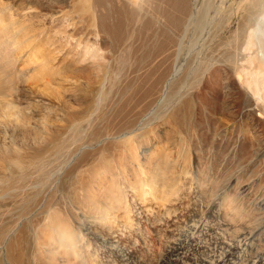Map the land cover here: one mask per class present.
<instances>
[{
  "label": "bare ground",
  "instance_id": "6f19581e",
  "mask_svg": "<svg viewBox=\"0 0 264 264\" xmlns=\"http://www.w3.org/2000/svg\"><path fill=\"white\" fill-rule=\"evenodd\" d=\"M144 1L145 0H31L29 4L22 8L13 9L8 1L0 0V129L6 130L8 126H12V129L25 132L29 124L27 113L18 107L19 105L14 103L15 99L13 100L18 82L31 81L38 78L47 84V78L55 74L57 76L59 73L61 74L62 71L64 72V70L70 69L72 66L82 65H86L87 68L95 71L96 76L99 74L97 81H93L96 80L94 76V79H91L94 83L96 82L95 85L98 84V86L96 85L97 88L94 97L91 99V106L94 104V109L92 108L94 110L93 113H91L92 110H88L89 106L87 107L85 105L87 107L85 110H88L89 113H85L87 117L85 114V117H81L78 114L77 116L74 114V117L71 113L72 116H66L68 119L65 118V120H67H64L62 124L55 125L52 130L46 128L48 130V132H45L47 136L43 137V140L42 138H40L41 140L39 139V141L35 140L36 146L32 154L26 155L24 154L25 151L22 153V151L16 149L14 145L12 146L15 148L10 151V153L9 149L7 150V155H1V152L0 155L3 165L1 168L3 172H8V176L6 175V177L1 172L0 206L3 207V205H5L6 207L8 204V208L6 207V210L0 212L3 216H1L2 220L0 218V257H3H1L2 260L0 258V264H102V261L100 259L98 260V256L95 255V252H91L92 249L90 248V244L85 238L87 234H92L97 238L100 237L102 243L109 240L108 245L112 248L111 250L121 253V257L128 255L134 264H145L143 263L142 254L139 250L147 244H150V240H148V234H150V232L146 228H141L138 224L136 220V204L147 205L146 202L148 200H158L157 202L159 204H164L169 200L170 195L173 193L175 194L179 189V180L187 179L190 176L189 173L185 171L184 160L181 158L182 156H176L173 154L174 152L170 151V148H167L163 153V150L161 151L162 146H160L161 144L158 142L159 140H156L157 137L153 136L151 138L152 135H155L154 127L163 124L164 119L162 117L166 114L154 115L155 117L150 121L155 122L158 120L159 124L154 123L155 125L151 127L150 132H148L147 128V124L151 123L150 121H142L145 123L136 126L135 124H131V122L135 123V119H133L134 122L131 121L130 124L128 123L126 126L117 123V126H115L116 129L109 130L110 125H114V122L112 124L108 123V125H110L107 127V123L105 124L107 121L105 115L102 114L101 108L105 100L109 99L108 97L112 90H117L115 88L116 84L122 80L124 82L122 81L123 83L121 82L119 84L123 85V89H125L124 93L114 92L118 94V97L120 95V97L123 96V98L127 96L125 97L126 100H123V102L125 101L128 105L130 101L132 104H135V102L133 103L131 100L134 96L131 98L130 95L137 92L136 80H138V83H136L140 85V83H142L141 80H143V82L147 80V83H150L149 79L153 78L151 81L152 84H148L150 87H144L147 89L144 90L145 93L143 92L144 97H148L145 105L149 106L152 104L154 105V102L157 103L163 100L167 91L174 83L179 81L178 83H182L179 87L183 88L186 81L182 80L181 77V80H179L180 78L178 76L180 68L182 67L179 66L181 62H183L179 60L178 54L181 48H185L184 43L183 47H181V43L183 42V40L181 41V37L184 36L185 32L187 33L188 30L191 29H197V32L199 31L198 29H200L202 36L198 35L201 36V38L204 37V24L202 19H197L196 16L199 13L202 14L203 11L207 13L209 9L215 10L214 13L218 14L217 18H215V20L217 19V26H220L222 31L223 29L226 31V27L223 25L224 22L222 24L223 15L226 13L225 11H233L231 6L234 3L232 4V1L227 2V0H207L208 3L202 6L200 0H162L165 3V8L160 13L159 18H163V21H160L159 18V20L156 19V31L153 32L154 28L152 27V32L147 33L145 31V26L147 25V15L149 11L144 9ZM149 1L150 0H147V2ZM147 2H145L146 5ZM31 4H34V6H30ZM40 8L49 11L48 14L43 15V20L47 18L50 26H48L46 30H43V33L41 29V31L39 30L35 35L32 34V23H34L33 20L39 16L38 9L40 10ZM244 10L245 13L239 18L235 31H228L230 34L228 33L227 37L224 35L226 39L225 42L223 41L222 43L226 45V48H224L225 50L221 53L222 62L227 70L236 76V80L240 83L239 85H241L251 98L250 102H252L253 107H259L257 110L259 113L258 116H263L264 0H248ZM133 13L136 14L137 17L132 19L130 15ZM112 14L116 15V20L113 19ZM209 14H207V16ZM207 16L205 17L207 18ZM208 17L212 18V20L214 19V16L211 17L210 15ZM128 18H131L130 21L138 23V28H126L128 24L125 26V23L129 22V20H127ZM155 18L157 17L155 16ZM230 18H233V15L229 17V19ZM148 19L150 18L148 17ZM236 20L237 19H235V21ZM152 23L150 25H152ZM226 23L229 22L226 21ZM206 24L209 25L208 23ZM193 32L197 34L196 30ZM182 33L184 34L181 36ZM190 35L192 36V34ZM158 36L162 39L156 38ZM185 36L188 38L186 34ZM199 36L198 38H200ZM149 37L154 39V43L151 42L153 44H151L152 51H148V55H144L143 53H146L144 51L141 54L144 56H138L139 60L136 58L137 55L134 56L136 53L132 56L136 58L133 62L132 57L131 60L128 58L125 59V56L127 57L128 54L126 55L124 53L130 52L131 54L135 49L136 39L140 40L139 38H143L144 41L142 43L145 46L148 42L147 40V42H145V39ZM188 39L185 42L186 44H190V42L187 43ZM190 39L193 38L191 37ZM102 40L108 43V50L106 49V52H109L108 56H105V49L98 45ZM148 40L150 41V39ZM192 41L193 40H191V43ZM195 44L193 41L194 46L198 47V44L201 45L200 42H197V45ZM202 44L204 45L205 42ZM191 45L192 44L188 45L190 49L193 48ZM188 46L186 48H188ZM208 46L210 47V44ZM204 47L202 48L203 50H205ZM221 47L224 46L221 44ZM28 49L29 51H27ZM142 50H144V48ZM207 51H205V53ZM140 53L138 54L140 55ZM50 54L55 56L52 57ZM123 54L125 56H123ZM57 56H59V59H62V61L56 62ZM123 58L125 60H123ZM167 62L170 63L168 65L169 68H164ZM200 62L201 60L199 57L194 59L193 66L191 64V67L190 65L187 66V68L190 67L187 69L188 71L186 70L187 74L192 75L199 67ZM17 64H19L22 69H18V66L16 67ZM202 64L207 65L206 61H203ZM201 68L199 69L201 70ZM157 70L158 72L156 73ZM74 72L76 73V71ZM74 72L72 73L76 76ZM72 73H70V75H73ZM84 73L82 70V74ZM187 74L185 76H187ZM81 78L82 77L78 78V81H80ZM78 81H76V83ZM143 85L145 84H142V86ZM120 87L122 89V86ZM172 87L170 88L171 92ZM135 89L136 92H134ZM91 90H94V88ZM151 90H154L153 93L150 92ZM139 91L142 90L140 88L138 89V95L142 93ZM147 91L150 92L149 95ZM18 92L19 91H17L16 94H18ZM114 98L112 99L114 100ZM143 99H140V102H142ZM136 100L138 101L137 98L135 101ZM177 100L180 99L177 97ZM108 101L111 102V100ZM117 101L120 100L117 99ZM121 101L119 103L123 105L124 103ZM138 103L139 102L136 104ZM136 104L134 106H137L135 108L138 109L139 105ZM114 105L116 104L114 103ZM140 105H142V103ZM116 106L118 107V104ZM153 108L155 107L153 106ZM124 109H122V114L127 112L129 107L127 111ZM99 110L101 112H99ZM123 110L125 112H123ZM134 112L135 111H133V113ZM144 112L147 113V110ZM149 112L152 113L150 110L148 113ZM83 113L84 112H82V114ZM129 113L126 118H129ZM123 115L125 116V114ZM102 116L105 118L104 124L108 130H106L105 133L93 135V133H96L93 132V130H100V128L97 130L94 126L96 123L99 124L98 126L100 127L101 119H103ZM98 120H100V123H98ZM124 120L125 119H123V121ZM149 126L151 125L149 124ZM93 127L96 130L93 129ZM104 128L105 126L102 128L103 131ZM18 134L17 132V135ZM28 138L29 137H27V139ZM107 140L110 141V145L113 144V147H117L116 150L113 151L114 153L108 154L109 156L104 154L101 155L97 152L93 153V151L91 155V151L87 150L90 148H88V145L92 144V146L94 145L96 147L100 145L99 149L96 148V150L98 149L100 151L101 145L108 143L106 142ZM40 141H42V144L39 146L37 142ZM166 142L164 145L170 141ZM29 147L31 148V146ZM31 149H29V151ZM93 154L97 155V168H95L94 164V169L90 170L87 174L85 173L86 175L83 174V171H87H82L83 166L78 170L80 174L73 173V175L70 174V170L68 171V168H66L61 175H65L67 170V176H59V172L70 163H74L76 167L81 166L80 163H86V161L90 163L88 161L93 157ZM92 160L93 158L90 161ZM55 175L58 176H56L55 179L59 177L61 179L63 178V183L60 188L58 186L51 190L50 183L54 181L53 178ZM207 189L208 188H206V190ZM129 192H132L133 197L129 195ZM217 204L219 205V203ZM233 204L234 203H228L222 207L225 218L231 216L232 213V216H234L237 209L239 210V204V208H236ZM12 209H14V211H12ZM16 209L15 217L12 215V212H15ZM0 210H2V208H0ZM147 212L152 213V210L148 208ZM13 218L15 219L14 223ZM202 220L203 219L198 221L191 220L190 222H186V225H183V227L176 225L172 228L173 230H171V233H169V238L165 240L166 244L178 241L176 239L178 238L177 234L179 236L182 233L186 234L188 232L186 234L188 238L190 234L196 233L195 231L198 227L204 223ZM186 226H188V229H185ZM254 231L253 228V232ZM119 232L125 233L124 236L122 233L120 234L124 239L117 238ZM135 234L139 235L142 239L140 244L141 247L137 246ZM250 234L247 246H249L252 251L253 245L257 242V238L260 234ZM232 235L238 236V234ZM179 250L180 248L175 244L174 246L172 245L169 253H175L174 255L177 256L179 255ZM28 252L31 254L28 255ZM24 257L29 259L31 257V260L29 261L28 259L25 261ZM255 258L256 256L254 255L252 259L249 258L250 260H244L239 264H255Z\"/></svg>",
  "mask_w": 264,
  "mask_h": 264
},
{
  "label": "rangeland",
  "instance_id": "374dc122",
  "mask_svg": "<svg viewBox=\"0 0 264 264\" xmlns=\"http://www.w3.org/2000/svg\"><path fill=\"white\" fill-rule=\"evenodd\" d=\"M6 1H8L11 4L13 9H17V8L20 9L23 6L29 4V2H31V0H6ZM228 1L229 2L232 1V4L233 3L234 4L231 6L233 11L228 10V12L225 11L227 14L222 13L224 14L222 24L224 22L223 25L226 27L225 29L226 31H224V29L222 31V28H220V26H217V19L215 20V18H217L218 14L214 13L215 10L209 9L207 13L203 11L202 14L199 13L196 16L197 19L201 18L204 24V28H205V32H203L204 37L201 38L202 33L200 29H198L199 30L198 32H197V29H195L197 34L193 32L195 31L194 29L193 30L191 29L192 31L188 30L189 33L185 32V34L188 36L189 39L185 36L184 33L181 34V36L183 34L185 36V37L183 36L184 38L181 37V41L183 40V42L181 43V47H183V43H184L185 48L190 44L193 45V41H194V44L196 43L195 45H197V42L198 43L200 42L202 45L201 46L200 44H198V47L191 45V47L193 48L195 47L194 49L196 51L193 48L190 49V46H188L186 50L183 47L181 48V51L179 52L180 56L178 54L179 60L183 61L181 62V65L179 66V67L181 66L182 67L180 68V72L178 76L179 78L181 77L182 80L186 81L183 88L179 87L180 84L182 85V83H178L179 81L174 83L173 85H171V87L173 86L171 89L172 92L170 91V88H171L170 87L165 96L166 98L164 97L163 100H161L160 102H157L158 104L154 102V105L153 104L152 105L155 108H153L152 105L151 106L145 105L146 99L148 97L147 98L144 97V93H145L144 90L147 89L144 87H150L149 85L152 84L151 81L153 80V78L149 79L150 83L149 82L147 83V80L144 81L145 83L143 82V80H141L142 83H140L141 81L139 79L140 85L137 84L138 80H136L135 84L137 87V92H138V89L140 88L142 91H139V92H142V93H139L138 95L135 89L134 92L136 93H133L134 95L131 94L130 96L131 98L134 96V98L131 99L133 103L134 102L135 104L137 102H139L140 104L142 103V105H140L139 103L136 104V105H139L137 109L135 108L137 106H134L135 104H132L131 101L129 104L130 106L128 105V103H125V101L123 102V100H126L125 97L127 96H125L124 98L123 96L120 97L121 95L119 97L117 96L118 94L116 92L118 93L121 92L123 94L125 91V89H123V85L119 84L123 81L122 80L121 82L119 81V83L116 84V87L114 86L117 90H120V91L113 89L112 92L110 93V96L108 97L109 99L107 98L108 100H111V102H109L108 100H105L103 107L101 108L102 114L105 115V118L107 121L105 122V124L107 123L106 124L107 127L114 122V125L112 124L114 127L110 125L109 130L116 129L115 126H117V123L119 125L122 124L126 126L128 125V123L130 124L131 121L134 122L133 119H135V123L131 122V124H135L137 126V125H142L146 121H150L153 117H155L158 114H162V115L166 114L165 116L162 117L164 119L163 124L156 125V127H154L155 135H152L151 138L153 136L157 137L156 140L157 139L159 140L158 142L159 144H161L160 146H162L161 151L163 150L162 151L163 153L165 152L167 148H170V151L174 152L173 154H175L176 156H180V157L182 156L181 158L182 160H184L185 171L188 172L190 176L187 179L185 178L183 180H179L180 182V185L178 187L179 189L177 190L175 194L174 193L171 194L169 197V200L166 201L164 204H161V203L159 204L157 202L158 200L157 201L148 200L146 202L147 205L136 204V209H137L136 220L141 228H146L150 232V234H148V240H150V244H147L145 247L139 250V252L141 251V254H142L141 256L143 259V263L145 264H239L244 260L252 259L254 255L256 256L255 264H264V232H263L264 231V224H263L264 223V115L258 116L259 113L257 112V110L259 109V107L257 108L253 107L252 102H250L251 98L248 96L245 90L241 87V85H239L240 83L238 82V80H236V76L233 73H230L222 62L221 53H223V51L225 50L224 48H226V45L222 43L223 41L225 42V39H226L224 35L227 37L229 32L235 31L236 26H237L236 24L238 23L239 18H241L242 15L245 13L244 9L246 8L247 2H248V0H227V2ZM145 2H147V0L144 1V9L149 11L147 15L148 21H147V25L145 26V31L147 33H150L152 32L154 28L153 32H155L156 31L155 28H157L156 19L157 20L160 19L159 18L160 13L164 10L165 3L162 0H157V1L150 0L149 2H147V5H146ZM200 2L202 6L208 3L207 0H203V1L200 0ZM30 6H34V4H31ZM48 12L49 11L44 8H40V10L38 9V14L40 17L38 16L35 20H33L34 22L32 23L33 28L31 27L32 32H33L32 34L36 35L39 30L41 31V29L43 33V30H46L48 26H50L49 22L47 21V18L43 20V15L48 14ZM207 14H209L208 16L211 15V17L214 16V19L212 20V18L208 17ZM135 15L136 14L133 13L130 15V17H132L133 19L137 17V15L136 16ZM204 15L207 16V18ZM232 15H233V18L229 19V17H232ZM155 16L157 18H155ZM112 17L113 19L117 18L116 15H113V14H112ZM112 17H111V20H112ZM148 17L150 19H148ZM208 19L209 20L211 19V20L209 21ZM235 19L237 20L235 21ZM127 20H129V22L125 23V26L126 24H128L126 28L128 29L138 28L139 26L137 25L138 23L130 21L131 18H128ZM160 21H163V18H161ZM226 21L229 23H226ZM151 23L152 25H150ZM206 23H208L209 25H207ZM213 31L215 33L217 32L216 34L218 36ZM190 34H192V36ZM198 34L201 36H199ZM198 36L200 38H198ZM191 37L193 39H190ZM156 38L159 39L160 36ZM139 39L140 40L136 39L135 41L136 46L133 51L131 50L132 51L131 54L130 52L129 53L125 52L124 54L126 55L128 54L127 57L123 54V56H125V59L128 58L131 60L133 58L132 60L133 62L134 60H136V58L139 60L138 56L142 57L144 55H148L147 53L152 51L151 44L154 43L153 38L149 37L148 39H150V41L148 39H145V42L148 41L145 46L142 43L144 41L143 38H139ZM161 39L162 38H160V40ZM187 39H188L187 43L190 42V44L185 43ZM191 40H193L192 43H191ZM207 41L208 42L210 41V42L208 43ZM204 42L206 45L202 44ZM136 43L138 45L139 44L141 45L138 46ZM209 44H210V47L208 46ZM221 44L224 47H221ZM98 45L101 48L105 49V56H108L109 52H106V49L108 50V43L105 40H102L101 42H99ZM136 47H139V48H136ZM142 47L144 48V50H142L143 49ZM203 47L205 50L202 49ZM27 51H29V49ZM144 51L146 53H143ZM205 51L207 52L205 53ZM138 53H140V55ZM142 53L144 55H141ZM133 54L134 56L137 55L136 58L132 57ZM197 57H199V59L201 60L199 67L193 72L192 75L187 74V71H188L187 69L190 68L192 64H194V59H196ZM125 59L123 58V60ZM55 61L60 62L62 61V59H59V56H57ZM184 61L185 62L188 61V62L185 63ZM203 61H206L207 65H203L202 64ZM182 63H185V64H182ZM166 64L167 65L166 66L164 65V68L165 67L169 68L168 65L170 63L167 62ZM189 65L190 67L187 68V66ZM17 66H18V69L20 68L22 69V67L19 64H17L16 67ZM71 68L66 71L64 70V72L62 71V73L61 74L59 73L57 76L55 74L54 76L47 78L46 79V81L48 82L47 84L38 78L33 79L31 81L30 80L21 81L17 83L18 86L16 88V92L17 91L19 92L18 94H16V92L14 93L15 98L13 97V100L15 99L14 103H16V105H19L18 107H20L24 112L27 113L29 124L27 125V129L25 132L22 130H18V129H12L13 128L12 126H8L6 130L0 129L1 131L0 132V154L2 152L1 155L3 154L5 155L8 149L10 153V151H12L15 147L16 149H19V151L21 150L22 153L23 151H25L24 154L26 155L32 154L36 146L35 140L39 141L40 138H42L43 140V137L47 136V134L45 133L46 131L48 132L47 129L52 130V128H54L55 125L62 124L65 118L68 119V117L72 116V114L73 116L74 114L76 116L78 114L81 117L83 116L85 117V115L87 117V114L85 113H88V110H92V112L91 111L90 112L93 113L94 104L93 106H91L92 104L91 99L92 97H94L95 90L98 86V84H96L97 85L96 86L95 85L96 82L94 83L93 81L98 80L99 74H97L96 76V72L91 70L90 68H87L86 65L72 66ZM199 68H201V70ZM78 70L79 71L81 70V71L79 72ZM82 70H83V73L85 71L84 74H82ZM74 71H76V73ZM72 72H74L77 77ZM157 72L158 70L156 71V73ZM70 73H72L74 76L70 75ZM186 74L187 76H185ZM91 76L92 77L94 76L96 80L92 81L91 79H94V77L92 78ZM70 77L73 79H71ZM75 77L77 78V80ZM80 77L82 78L80 81H78V78ZM181 78L179 80H181ZM89 79H90V82H89ZM83 80L84 82L85 81L86 82L84 83ZM76 81L78 82L76 83ZM142 84H145L146 86L145 85L142 86ZM120 86H122V89ZM92 88H94V90H91ZM175 89L176 90L178 89V90L176 91ZM153 91L154 90H151L150 92L153 93ZM147 92L149 95L150 92L149 91ZM262 93H263L262 94V104L264 105V92ZM180 95H181V98H180ZM113 96L114 97L117 96L115 98L119 99L120 101L122 100L121 102L124 104L121 105V103H119L120 101H117V99H115ZM177 97L180 100H177ZM112 98H114V100ZM136 98L138 99V101L137 100L135 101ZM143 98L145 99V101ZM140 99H143L144 104H143V101L140 102L141 101ZM88 101H91V102H88ZM114 103L116 105L118 104V107L114 105ZM155 103L157 104V106ZM85 105L87 107L89 106L88 110H85L87 109ZM123 106L124 107L126 106L125 109ZM148 107L149 108L151 107V108L149 109ZM103 108H104V111H103ZM122 109L126 111L128 109L127 112L123 110V112H125L123 113L125 114V116L122 114ZM134 109H137L138 111ZM139 109L141 111L143 109L145 110L141 112ZM146 110H147V113L144 112ZM149 110L152 113L150 112L148 113ZM101 111L99 110V112ZM133 111L135 112L133 113ZM82 112L84 113L82 114ZM128 113L130 116H128L129 118H126ZM112 116H113V119H112ZM105 118L103 117L104 120L101 119V123H100V120H98L99 121L98 123H100V127L98 126L99 124L95 123L94 127L97 130H99V128L101 130L104 126L105 128H107L106 125L104 124ZM122 118L125 120L127 119L126 121L128 120L129 121L128 122H126L125 120L123 121ZM142 121H145V122H142ZM108 123L110 124L108 125ZM154 123L159 124L158 120L155 122L153 121L149 123L151 126L147 124L148 132H150L151 127L155 125ZM94 127L93 129H95ZM105 128H104V131L103 129L101 132L100 130L99 131L93 130V132H96V133H93V132L92 133L93 135L105 133V131L108 130V128L107 129ZM17 132L19 133L18 135H17ZM27 137H29L30 140L29 138L27 139ZM166 141L167 142L170 141V142L167 143ZM106 142L108 143H105V145L103 144L101 145L102 147L100 148V151L98 150L100 145L96 147L94 145L92 146V144H89L90 146L88 145V148L89 147L90 148L87 150L91 151L90 152L91 155L93 151V153L97 152L98 154H101V155L104 154L106 156H109L108 154L114 153L113 151L116 150L117 147H113V144L110 145L109 140H107ZM165 142L167 143L166 145H164ZM37 143L40 146L42 144V141L37 142ZM12 145H14L15 147ZM29 146H31V148H34V149H31ZM96 148H98L97 149L98 151L96 150ZM29 149H31L32 151L31 150L29 151ZM1 155H0V176L2 175V173L5 176L6 175L8 176V172L4 171L5 172L4 173L1 168L3 166ZM92 158H93L92 160L93 162L90 161ZM92 158L88 161L90 163L92 162L91 164L87 163L86 161V163H80L81 166L79 167H76L74 163H70L69 165H67V167L65 166L64 169L59 172V176H65L67 174V170L68 171L70 170V174L72 175L73 173L75 174L79 173L78 170H80L79 168L80 167L82 168V166H83L82 171L87 170L86 172L83 171V174L85 173L87 174L90 170L94 169V166L95 168H97V164H98L96 163L97 155L93 154ZM66 168L68 169L66 170L65 175L64 174L61 175L63 171H65ZM72 171H75V172H72ZM56 176L57 175H55L53 178L55 182L52 181V183H50L51 190H53L54 188H57L58 186L60 188L61 184L63 183L62 182L63 178L61 179L59 177L55 179ZM4 179H8V178H4ZM206 188L208 189L206 190ZM129 195L133 197L132 192H129ZM258 198L260 199V201ZM217 203H219V205ZM228 203H234L233 205L236 208L237 207L239 208V206L240 208L239 210L237 209V212H235L234 216H232L233 215L232 213L231 216L225 218L223 215L222 207ZM4 207L5 205H3V207L0 206V208H2L0 212L6 210V207L5 208ZM148 208L152 210V213L147 212ZM14 209H12V211H14ZM16 211L17 209L15 210V212H12V215H14L15 217H16ZM1 216L2 215L0 213V218L2 220L3 216L2 217ZM200 219H203L202 221L204 223L198 227V229L195 231L196 233L190 234L188 238L186 235L188 232L186 234L182 233L179 236L177 234L178 238L176 239L178 241L170 242L166 244L165 240L169 238V235H170L169 233H171V230H173L172 229L173 227H175L176 225L183 227V225H186V222H190L191 220L198 221ZM1 220H0V223H1ZM14 221L15 219L13 218V223ZM232 225L235 230L233 229ZM250 227L252 228V232H251ZM253 228L255 230L254 231L255 233L253 232ZM185 229H188V226H186ZM231 232L232 234H238V236L232 235ZM249 232L255 235L260 234L259 237L257 238V242L253 245L252 251H251V248L247 246V243H248L247 241L248 239H250ZM121 233L123 236L125 235V233L119 232L117 234V238L119 239L123 238V236L122 237L120 236ZM191 235H193L194 237ZM135 236L137 239L136 240L137 246L141 247L140 244L142 242V239L140 238L139 235L135 234ZM85 238L90 244V248L92 249L91 252L92 253L95 252V255L98 256V260L100 259L102 261V264H134V262L131 261L128 255H126L125 257H121L120 256L121 253H118L115 250H111L112 248H110L108 245L109 240L102 243L100 237L97 238L93 236L92 234H87ZM130 240H131V237H130ZM32 244H33V239H32ZM175 244L176 246H178V248H180L179 255L177 256L174 255L175 253L173 254L169 253V251L172 248V245L174 246ZM228 245L229 246L231 245L233 247L231 246L229 247ZM248 247L250 250L248 249ZM30 254L31 253L28 252V255ZM31 257L30 259L27 257H24V260L27 261L29 259L30 261Z\"/></svg>",
  "mask_w": 264,
  "mask_h": 264
}]
</instances>
